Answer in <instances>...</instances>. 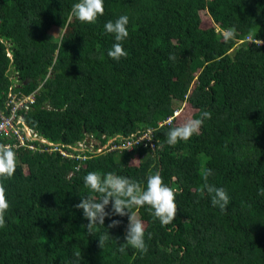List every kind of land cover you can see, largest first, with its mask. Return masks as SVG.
I'll list each match as a JSON object with an SVG mask.
<instances>
[{
	"label": "trees",
	"instance_id": "trees-1",
	"mask_svg": "<svg viewBox=\"0 0 264 264\" xmlns=\"http://www.w3.org/2000/svg\"><path fill=\"white\" fill-rule=\"evenodd\" d=\"M75 2L0 0V111L9 91L34 92L18 111L22 122L62 151L86 138L118 146L146 129L155 149L134 143L97 152L94 145L76 159L12 148L15 172L0 177L9 203L0 264H264V0H104V14L91 24L69 17ZM200 12L210 27L200 26ZM120 15L129 17L128 56L113 60L114 36L104 24ZM227 28L233 38L224 37ZM182 102L191 116L203 110L211 118L198 134L168 145L170 125L157 124ZM6 143L13 144L0 139ZM204 168L213 171L208 183L228 193L224 212L198 191ZM92 171L142 188L159 173L175 192L177 215L167 226L148 205L131 210L144 224L146 254L118 250L127 216L113 217L121 224L101 247L109 219L91 233L81 227L88 221L74 206L99 196L83 183Z\"/></svg>",
	"mask_w": 264,
	"mask_h": 264
},
{
	"label": "clouds",
	"instance_id": "clouds-1",
	"mask_svg": "<svg viewBox=\"0 0 264 264\" xmlns=\"http://www.w3.org/2000/svg\"><path fill=\"white\" fill-rule=\"evenodd\" d=\"M104 14V0H77L70 9L69 17L84 23H95L99 16ZM129 17L120 15L115 21L109 20L104 24V30L114 36V43L107 51V56L113 60L127 57L128 53L124 50L122 42L129 36L127 25ZM225 38L235 36L234 28L223 30ZM170 56V59H174ZM38 88H36L37 90ZM173 110L171 122L163 123L161 126H169L166 142L168 145H175L178 141L188 140L194 134H198L205 120L211 118L210 111H201L198 117L188 116L179 124L172 127ZM168 118V117H167ZM160 123V122H159ZM89 142V141H88ZM87 142V143H88ZM86 144V142H85ZM77 145V144H76ZM76 147V146H75ZM16 168V157L11 145L0 144V177H11ZM213 175L210 168H204L202 178L204 183L198 189L201 194H207L213 207H218L222 212L226 211L229 205V196L223 187H216L208 183V178ZM85 187L99 196L91 195L81 197V200L74 207L82 210L83 218L88 221L82 225L89 233L94 226H104L105 219H109L106 232L99 239L101 247L105 241L110 239L108 229L117 228L121 221L113 219L115 216H127L128 223L125 230L124 243L120 245L119 251L125 252L126 246L138 250L142 254L148 251L145 243V228L143 222L132 214L134 206L148 205L152 210V215L162 226L171 224L177 215L175 203V192L167 186L159 173H154L147 177L146 187L128 177L117 175L114 172L101 174L96 171L89 172L83 177ZM258 195L264 196V188L258 189ZM109 205L110 211H106ZM9 209L6 198V191L3 183H0V228L5 227V213Z\"/></svg>",
	"mask_w": 264,
	"mask_h": 264
},
{
	"label": "built area",
	"instance_id": "built-area-1",
	"mask_svg": "<svg viewBox=\"0 0 264 264\" xmlns=\"http://www.w3.org/2000/svg\"><path fill=\"white\" fill-rule=\"evenodd\" d=\"M33 93L28 96L17 95L16 93H12L9 91L7 93V100L4 104V109L0 111V139H10L12 140V148L17 147H26L28 150H38L40 151H58L64 157H72L76 159H84L83 156L79 157V152L85 149V145L82 143H77L76 147H72V152H65L58 148L57 145L46 142L43 139L37 138L34 131L28 128L22 122V116L18 113L19 110L25 111L28 108V105L33 101ZM171 122V117H168L164 120V123ZM163 125L162 122L158 123L157 126L160 127ZM114 140V139H112ZM112 140H108L106 144L101 145L104 146L103 149L98 150L100 152L102 150H112V149H125L129 150L131 145L142 144V146L147 147L151 151L155 149V142L152 137V130L146 129L142 134L136 137L132 142L130 140H126L124 143L114 146L112 144ZM37 141L38 144H44L46 147H35L32 142ZM31 142V143H30ZM6 143L5 145H8ZM112 147V149H110ZM106 150V151H107ZM74 152V153H73ZM90 158V157H89Z\"/></svg>",
	"mask_w": 264,
	"mask_h": 264
},
{
	"label": "rangeland",
	"instance_id": "rangeland-1",
	"mask_svg": "<svg viewBox=\"0 0 264 264\" xmlns=\"http://www.w3.org/2000/svg\"><path fill=\"white\" fill-rule=\"evenodd\" d=\"M200 19H201L200 26L202 28H208V27L211 26L210 20H209L208 16L204 12H200ZM69 31H70V29L66 27L65 29L62 30V34H67ZM51 34L55 36V30L52 31ZM173 107H174L173 109L175 110V113L173 114L174 118H173L172 127L177 125V124H179L183 119H185L188 116H191L192 113H193L189 109V107L183 102L180 104L179 107H176L175 104H174ZM110 140H112V139H110ZM83 142H80V143L82 144ZM83 144L86 146L85 148H87L88 150L92 149L94 145H100L101 146L100 143L94 142V139L92 141L89 139L88 143H86V144L83 143ZM100 146H99L98 150H101L104 147V146H102V147H100ZM110 149H112V147Z\"/></svg>",
	"mask_w": 264,
	"mask_h": 264
},
{
	"label": "water",
	"instance_id": "water-1",
	"mask_svg": "<svg viewBox=\"0 0 264 264\" xmlns=\"http://www.w3.org/2000/svg\"><path fill=\"white\" fill-rule=\"evenodd\" d=\"M88 141H89V138H86V139H85V142L87 143Z\"/></svg>",
	"mask_w": 264,
	"mask_h": 264
}]
</instances>
